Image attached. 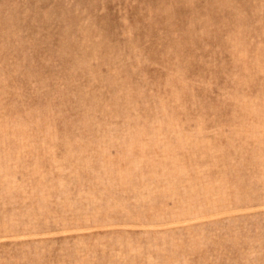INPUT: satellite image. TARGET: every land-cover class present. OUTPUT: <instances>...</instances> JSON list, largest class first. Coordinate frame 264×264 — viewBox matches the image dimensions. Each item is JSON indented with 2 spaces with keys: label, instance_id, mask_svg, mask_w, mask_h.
<instances>
[{
  "label": "rangeland",
  "instance_id": "rangeland-1",
  "mask_svg": "<svg viewBox=\"0 0 264 264\" xmlns=\"http://www.w3.org/2000/svg\"><path fill=\"white\" fill-rule=\"evenodd\" d=\"M0 264H264V0H0Z\"/></svg>",
  "mask_w": 264,
  "mask_h": 264
}]
</instances>
